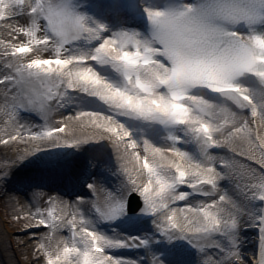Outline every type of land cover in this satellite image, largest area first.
Masks as SVG:
<instances>
[{
	"label": "snow or ice",
	"instance_id": "obj_1",
	"mask_svg": "<svg viewBox=\"0 0 264 264\" xmlns=\"http://www.w3.org/2000/svg\"><path fill=\"white\" fill-rule=\"evenodd\" d=\"M0 145L33 264H264V0H0Z\"/></svg>",
	"mask_w": 264,
	"mask_h": 264
},
{
	"label": "bare ground",
	"instance_id": "obj_2",
	"mask_svg": "<svg viewBox=\"0 0 264 264\" xmlns=\"http://www.w3.org/2000/svg\"><path fill=\"white\" fill-rule=\"evenodd\" d=\"M15 152L11 150L10 148L0 145V165L5 163L6 160H10L12 157H14ZM34 167V164H25L18 172V175H22L26 172H29L32 170ZM54 182V181H53ZM59 183L62 187H65L63 183L60 181H55ZM4 183H0V186L3 185ZM52 183L49 184V188H45L39 191L45 190V193H48L51 190V195H61L60 191L53 185ZM5 188L7 189V193L4 194L0 193V218L2 217V208H3V203L2 199L6 200V203L9 204V211H14V205H16V201L18 200L19 202H24L23 200H20L17 192H20V185L17 183L13 182L10 184H4ZM51 186V187H50ZM87 191V189L85 188ZM83 193V192H82ZM80 193V194H82ZM32 193L28 192V196H31ZM138 199V198H137ZM8 221H11V217H9ZM6 234V235H2ZM9 241V244L4 243V241ZM251 244V243H250ZM34 245L33 241L27 240L23 241L21 243H16L15 239L10 236L9 228L5 225H3L0 222V264H20L19 260L22 259L24 254L21 253L22 246L26 247L29 249V253L31 252V247ZM247 247V245H246ZM125 257H133L135 254L132 252H125L124 253ZM28 256V255H27ZM34 257V255H33Z\"/></svg>",
	"mask_w": 264,
	"mask_h": 264
},
{
	"label": "rangeland",
	"instance_id": "obj_3",
	"mask_svg": "<svg viewBox=\"0 0 264 264\" xmlns=\"http://www.w3.org/2000/svg\"><path fill=\"white\" fill-rule=\"evenodd\" d=\"M0 183H2V182H0ZM4 192L6 194L7 189L5 188V185L3 184L0 186V193L4 194ZM17 194L20 197L19 198L20 200H23V198H24V202H19V203L20 204H27V199L22 194V191L17 192ZM65 199H67V198H65ZM2 203H3L2 204L3 208H2V217L0 218V222L9 228L10 236L15 239L17 244L21 243L23 241H27V240L32 241V239H31V237L33 235L32 231L25 233V231L22 229L21 225L16 224L15 222H12V221H8L9 217L12 216L13 211L12 212L9 211V204L6 203V200L2 199ZM16 207H18L17 204L14 205V208H16ZM33 246L31 247L30 253H29V249L22 246L21 253L24 254V256L22 257V259L19 260L20 264H33V261H34L33 251H32Z\"/></svg>",
	"mask_w": 264,
	"mask_h": 264
}]
</instances>
